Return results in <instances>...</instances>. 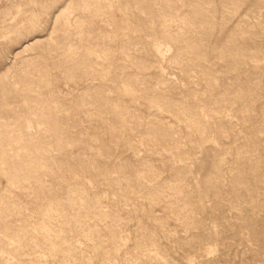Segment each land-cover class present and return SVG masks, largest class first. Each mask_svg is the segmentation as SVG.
<instances>
[{"label": "rangeland", "instance_id": "374dc122", "mask_svg": "<svg viewBox=\"0 0 264 264\" xmlns=\"http://www.w3.org/2000/svg\"><path fill=\"white\" fill-rule=\"evenodd\" d=\"M0 264H264V0H0Z\"/></svg>", "mask_w": 264, "mask_h": 264}]
</instances>
